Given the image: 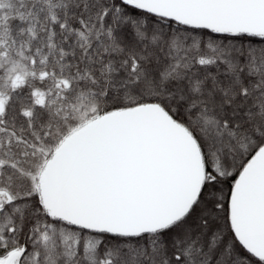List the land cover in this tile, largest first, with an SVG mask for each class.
Here are the masks:
<instances>
[{
    "label": "snow or ice",
    "instance_id": "1",
    "mask_svg": "<svg viewBox=\"0 0 264 264\" xmlns=\"http://www.w3.org/2000/svg\"><path fill=\"white\" fill-rule=\"evenodd\" d=\"M0 264H264V0H0Z\"/></svg>",
    "mask_w": 264,
    "mask_h": 264
}]
</instances>
